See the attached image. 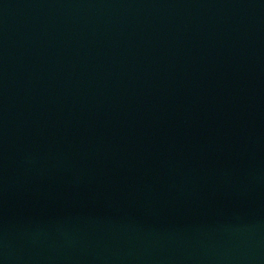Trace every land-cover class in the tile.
<instances>
[{
    "label": "water",
    "instance_id": "obj_1",
    "mask_svg": "<svg viewBox=\"0 0 264 264\" xmlns=\"http://www.w3.org/2000/svg\"><path fill=\"white\" fill-rule=\"evenodd\" d=\"M0 264H264V0H0Z\"/></svg>",
    "mask_w": 264,
    "mask_h": 264
}]
</instances>
